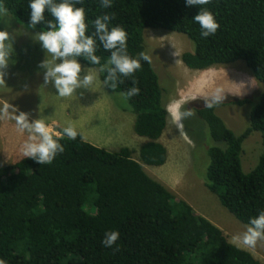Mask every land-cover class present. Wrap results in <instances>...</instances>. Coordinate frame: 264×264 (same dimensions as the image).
<instances>
[{"label": "trees", "instance_id": "trees-1", "mask_svg": "<svg viewBox=\"0 0 264 264\" xmlns=\"http://www.w3.org/2000/svg\"><path fill=\"white\" fill-rule=\"evenodd\" d=\"M57 3L61 0H56ZM30 0H0L7 12L25 26L42 32V22L29 26ZM87 35L95 31L93 21L113 16L109 28L119 26L127 33V51L137 58L145 53L144 31L163 29L184 34L191 52L181 62L192 70H204L242 60L253 77L264 84V0H211L200 6L210 10L220 27L203 38L192 19L199 6L189 8L186 0H112L104 9L100 0H83ZM54 18L45 12V20ZM96 55L101 65L110 52L97 39ZM99 77L109 93H124L138 81L137 96L128 101L134 114L133 130L145 138L138 150L144 164L161 166L167 149L159 140L169 112L164 89L151 63L141 61L133 78H122L113 90ZM193 110L206 126L212 142L204 186L242 224L264 211V91L249 111V125L235 134L215 113L229 104H247L251 97L225 99L213 109L204 100H193ZM260 133L262 152L252 170L242 171L243 140ZM78 132V131H77ZM64 146L51 164L31 158L0 167V260L6 264H264L250 252L231 243L225 233L200 215H194L183 199L150 177L128 147L110 151L85 141L79 133L69 140L60 131ZM118 231L114 247L102 243L105 233ZM119 250L116 251L115 248Z\"/></svg>", "mask_w": 264, "mask_h": 264}, {"label": "rangeland", "instance_id": "rangeland-1", "mask_svg": "<svg viewBox=\"0 0 264 264\" xmlns=\"http://www.w3.org/2000/svg\"><path fill=\"white\" fill-rule=\"evenodd\" d=\"M0 31L9 33L6 43L13 45L4 83L0 84L1 97L11 98L10 102L15 107L19 104L29 114L30 120L42 119L46 124L56 121L57 127L79 128L86 138L92 137L91 141L102 137L106 143L104 148L110 151L128 147L132 158L140 162L150 177L175 197L186 201L194 215H200L219 227L231 243L234 235L246 230L248 225L230 214L204 186L209 160L207 150L209 146L221 143L212 142L201 118L195 114L184 120L185 135L181 136L169 114L159 139L167 149V160L161 166L144 164L138 157V150L146 139L137 136L133 130L135 116L130 105L121 93L106 90L98 68L78 61L84 70L81 75L92 71L97 79L91 89H77L71 97H60L52 84L44 83L45 70L39 65L47 58V53L41 42L36 40L39 32L20 23L8 12L0 13ZM144 40L145 53L151 57L152 67L164 89L167 109L169 105L178 106L181 111L193 109L196 105L193 100H204L216 87H222L225 99L251 97L253 101L224 105L216 108L215 113L235 134L249 125V111L264 91V84L253 77L242 60L192 70L180 58L182 53L192 51L191 42L184 34L152 28L144 31ZM48 59L51 60V56ZM261 152L260 133L252 131L242 142L240 160L243 172L254 168ZM20 157L24 156L20 154L15 158ZM15 158L1 157L0 165ZM240 248L264 263V240L259 241L255 249Z\"/></svg>", "mask_w": 264, "mask_h": 264}, {"label": "clouds", "instance_id": "clouds-1", "mask_svg": "<svg viewBox=\"0 0 264 264\" xmlns=\"http://www.w3.org/2000/svg\"><path fill=\"white\" fill-rule=\"evenodd\" d=\"M211 0H186V5L191 8L199 6L200 11L192 19L199 25L200 35L203 38L215 35L220 25L214 14L207 8L200 7L208 5ZM83 0H30L29 26L35 28L44 23L45 28L36 34L37 41L41 42L42 48L47 53V58L41 62L40 68L44 69L45 85L52 84L58 91L60 97H71L77 89H91L97 76L95 72L87 71L81 75L82 65L78 62L83 57L92 65H101V57L96 55L97 39L105 51L110 52L106 63L101 65L100 71L106 73L104 83L115 90L122 78H133L137 70L141 69V61L151 63V57L141 52L137 58H133L127 51V33L119 27L109 28L112 15L104 14L93 21L94 29L92 35H87L86 12L82 4ZM100 6L107 9L112 6V0H100ZM48 12L53 20H45V12ZM7 9L0 4V13H6ZM9 33L0 31V84L4 83L5 70L8 68L9 60L13 52V45L7 44ZM174 55H177L175 53ZM51 56V60L48 57ZM57 61H61L57 63ZM133 87L122 93L125 101L139 95L140 88L134 78ZM225 100L222 87H216L204 98V108L213 109ZM167 111L172 117L175 127L180 135H185L184 120L195 116V111L187 108L183 111L178 106L169 105ZM18 113V114H17ZM12 120L15 122L16 130L20 134H28L27 139L21 146V154L25 158H31L38 164H51L59 153L64 152V146L58 142L50 131L49 126L42 119L30 120L29 114L19 111L13 105L5 103L0 107V121ZM63 134L69 140H76L79 133L73 126L63 129ZM120 237L118 231H108L102 241L105 247H114ZM264 240V211L250 219L249 225L242 233L232 237V243L238 247L255 249L257 243ZM119 250L118 247L115 248ZM0 264H6L0 260Z\"/></svg>", "mask_w": 264, "mask_h": 264}, {"label": "crops", "instance_id": "crops-1", "mask_svg": "<svg viewBox=\"0 0 264 264\" xmlns=\"http://www.w3.org/2000/svg\"><path fill=\"white\" fill-rule=\"evenodd\" d=\"M12 99L9 97H1L0 96V107H2L5 103L12 105L13 103H11ZM14 103H16L14 101ZM15 107V106H14ZM19 111H23L25 112V110H23L22 108L19 107V104L17 107ZM18 114V113H17ZM132 119V118H131ZM0 159L1 157H3V159H8V158H15L18 155L21 154V146L24 143V141L27 139V133L25 132L24 134H20L15 127V122L12 120H7V121H0ZM49 126L50 131L53 133L54 137H59L61 135L60 131L63 130L65 127L67 126H63V127H57V125H59L56 121L47 124ZM53 125V126H52ZM76 130L82 135L83 139L95 146L104 148L106 145L105 141H102V137L96 138L94 141H91L90 137V132H89V137L90 138H86L85 137V133L79 129L76 128ZM104 142V143H102ZM101 143V144H98ZM105 145V146H104ZM106 149V148H104ZM108 150V149H106ZM22 157L20 158H15L12 160V162L0 165L4 166V165H9V164H13L15 162H17L18 160H20Z\"/></svg>", "mask_w": 264, "mask_h": 264}]
</instances>
